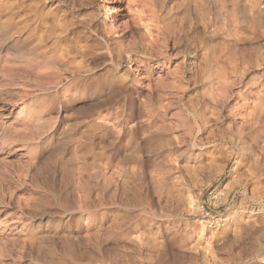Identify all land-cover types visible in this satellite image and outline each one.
Instances as JSON below:
<instances>
[{
    "label": "rangeland",
    "instance_id": "1",
    "mask_svg": "<svg viewBox=\"0 0 264 264\" xmlns=\"http://www.w3.org/2000/svg\"><path fill=\"white\" fill-rule=\"evenodd\" d=\"M47 1L0 0V264H264V0ZM165 14L193 42L152 70L108 65L91 37L126 22V47Z\"/></svg>",
    "mask_w": 264,
    "mask_h": 264
},
{
    "label": "bare ground",
    "instance_id": "2",
    "mask_svg": "<svg viewBox=\"0 0 264 264\" xmlns=\"http://www.w3.org/2000/svg\"><path fill=\"white\" fill-rule=\"evenodd\" d=\"M59 1L61 2V0H59ZM69 1H71V0H69ZM65 2H66V0L65 1L63 0L62 4H67ZM72 3L73 2H71L69 5L72 8H74ZM100 8H102L101 12H103V9H104V11H107V14L104 15L105 20L106 19L109 20L111 18H113V20H114L117 16L115 14L119 13V9L117 10L116 6H111V8H106L104 6H101ZM15 11H16V9H15ZM15 11H14V13H15ZM62 13H64V11ZM156 14H158V13H156ZM159 14H161V13H159ZM12 16L15 17V14ZM60 16L63 17L64 15H60ZM151 18L153 20L151 22V29L153 32H151V30L148 29L149 27L145 26V29H144V27H142L140 23L138 24L137 21H135V22H134V20L132 21V25H133L132 27L138 28V29L142 28L141 30L143 33H142V36L140 34L141 37H140V39L138 38L139 41L138 40H137V42L135 40H134V42L131 41L132 43L130 42L131 44L127 45L126 47L125 46L123 47L122 46L123 44L121 42L122 38L124 37V33H122L121 35H117V33H116L118 30L124 31L125 28H128L126 22H119L118 20L117 21H111V23L109 25L104 24V28H102V29H100V27H98V25L94 26L93 28L90 27L91 37H92L93 41L96 43V46L103 51V53L101 55L107 56L106 59H107L108 65L110 64V65H112V67H119L121 64H123L125 62H127L128 64H131L134 62H139V63H141L140 67H145V65H151L150 69H148V70H152L153 66H158V65L164 66V65H166L167 62H169V60L172 57H174V58L176 57L175 55L173 56L169 52V50L171 49V48L169 49V41H172L173 45H175L177 43L179 44L183 41L184 42H190V41L193 42L192 38L190 37V34H189L190 33L189 27L191 28V26H188L185 24H183V25L180 24V25H178V29H175V26H173V22L176 19L175 16L165 14L164 16H162V17L160 16L159 18H158V15H153ZM26 25H28V23ZM88 27H89V25H88ZM103 31L106 33L107 36H104L102 34ZM15 38H16V36H15ZM44 49H45V47H41V50H44ZM183 61H184V55H182L181 65L178 67H175V68H173V70H171V74L173 75V77L175 79L172 83L177 84V85H174V89H175L174 92H177L182 87V86H180L181 85L180 82L185 80V82L187 83V73H189V71H183ZM185 72H186V75H185ZM144 77L145 76H143L141 74L137 75V76L135 75V77L133 79L131 78L132 79L131 82L133 84L139 83L140 81H143ZM160 77L161 76H159V75L157 76V83L162 82V79ZM147 81H148V83H146V85L144 84L146 86V88H149V89L152 88V84L154 82V79H151L150 76H148ZM157 83L155 82L154 86H157ZM185 88H187V85L184 86V90H185ZM162 97H164V96L161 94H158V99L161 101V103L163 102V100L161 99ZM106 101L111 102L113 100H110V97H109V98H107ZM95 136L96 135H91L90 132L87 133V131H86L79 140L77 148L83 151L82 156H84L85 158H90L94 153L93 147H95V144H94L93 140H94ZM146 137H147L146 140L151 139V136H146ZM98 140H99V138H98ZM198 142H199V140H198ZM194 145H196V147L199 148V147H202L204 144L199 143V145L198 144H194ZM102 150H103V148L101 149L102 154L108 155L105 151H102ZM107 158L109 159L110 156H108ZM113 190H114V188H113ZM116 191H117V187H115V192ZM140 193H141V191L138 192V190H137V192L131 193L130 196H129V194L128 195H126L125 193H123V194H125L126 198L131 199L132 201H134V203H136L137 206H139L138 204L140 203V200H139ZM115 195L113 194V196L111 198L112 199L115 198ZM213 199L215 202L219 201V197H214ZM119 202H120V204H122L121 199ZM99 204H102V203H99ZM133 219H134V217H131V213L126 212L125 214H123L121 216L120 215L117 216L116 220L114 222L107 224L108 226L104 227V229L101 228V230H103L104 232H107V233L110 232V233L120 234V233H122L123 230L126 231V230H129L131 228V226H130V225H132L131 222H135V221H133ZM226 220H227L226 218L218 219L212 223L209 221H206L205 224H210V225L211 224H218L219 225L220 222L226 221ZM143 234L144 233H142V232L139 233L138 235L133 234V236H131L130 239H132V241L136 244H139V245L141 244L140 246H142V245L147 246L148 242L146 239L143 238ZM156 261L158 262L157 264H167L166 261H163L160 258L157 259ZM172 264H183V263H181V261L176 260Z\"/></svg>",
    "mask_w": 264,
    "mask_h": 264
}]
</instances>
